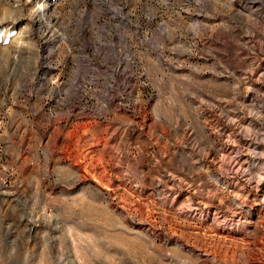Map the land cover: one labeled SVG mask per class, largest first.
<instances>
[{
    "label": "rangeland",
    "instance_id": "rangeland-1",
    "mask_svg": "<svg viewBox=\"0 0 264 264\" xmlns=\"http://www.w3.org/2000/svg\"><path fill=\"white\" fill-rule=\"evenodd\" d=\"M262 263L264 0H0V264Z\"/></svg>",
    "mask_w": 264,
    "mask_h": 264
},
{
    "label": "bare ground",
    "instance_id": "bare-ground-1",
    "mask_svg": "<svg viewBox=\"0 0 264 264\" xmlns=\"http://www.w3.org/2000/svg\"><path fill=\"white\" fill-rule=\"evenodd\" d=\"M241 220V219H240ZM234 221V220H233ZM244 223V222H243ZM263 264V263H262Z\"/></svg>",
    "mask_w": 264,
    "mask_h": 264
}]
</instances>
